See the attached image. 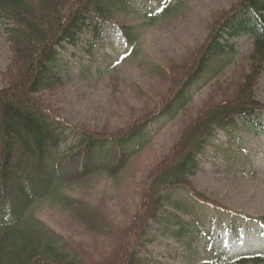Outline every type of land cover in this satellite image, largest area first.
Segmentation results:
<instances>
[{
	"label": "rangeland",
	"instance_id": "obj_1",
	"mask_svg": "<svg viewBox=\"0 0 264 264\" xmlns=\"http://www.w3.org/2000/svg\"><path fill=\"white\" fill-rule=\"evenodd\" d=\"M241 1L138 0L120 17L137 25L142 36L137 49L114 25H108L100 40L86 34L80 44L63 48L69 84L40 96L78 124L118 131L160 108L175 84V71ZM11 26V21H0V90L9 86L17 64ZM237 41L243 52L239 63L220 82L199 83L193 89L195 101L179 120L152 122L155 142L123 173L101 171L68 184L60 198L41 203L38 214L72 240L81 264L120 263L129 250L146 264H203L222 259L224 253L232 264H245L242 257L264 252L263 222L225 210L264 216V116L259 122L243 117L238 127L217 128L199 155L201 165L191 179L208 198L222 202V208L199 201L185 189L170 188L159 207L162 219L156 217L157 201L150 202L149 196L187 126L215 95L216 85L250 70L256 39L246 35ZM256 96L264 102V73ZM90 211L96 213L94 219L86 213ZM176 214L192 225L185 233H180L182 224L171 221Z\"/></svg>",
	"mask_w": 264,
	"mask_h": 264
},
{
	"label": "trees",
	"instance_id": "obj_2",
	"mask_svg": "<svg viewBox=\"0 0 264 264\" xmlns=\"http://www.w3.org/2000/svg\"><path fill=\"white\" fill-rule=\"evenodd\" d=\"M137 2L0 0V21H11L17 52L12 80L0 90V264H81L83 258L72 240L38 214L41 203L49 197L60 198L68 184L101 171L123 173L155 142L152 122L179 120L195 101L193 89L199 83L226 78L243 54L237 38L249 35L256 39L250 70L235 72L228 83L216 85L215 95L203 114L187 126L149 192L150 202L158 204L157 218L170 188L185 189L199 201L223 207L196 188L191 175L199 169V155L217 128L238 127L243 117L259 122L264 116V102L256 96L257 81L264 73V0H242L228 11L206 43L175 71V84L160 108L118 131L78 124L40 96L69 84L62 65L63 48L80 44L86 34L100 40L106 37L108 25H114L137 49L142 38L137 25L120 18ZM225 208L264 224V216ZM86 213L91 219L96 216L93 211ZM176 217L171 221L182 224L180 233H185L191 223L180 214ZM128 253V258L111 264H146L144 257ZM241 260L263 264L264 252ZM203 264H232V259L224 253L222 259Z\"/></svg>",
	"mask_w": 264,
	"mask_h": 264
}]
</instances>
